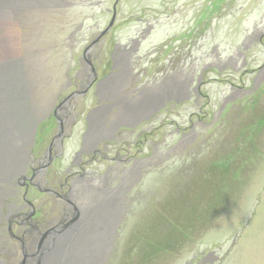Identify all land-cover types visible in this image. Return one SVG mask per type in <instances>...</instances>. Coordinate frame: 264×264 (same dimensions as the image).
Here are the masks:
<instances>
[{"label":"rangeland","instance_id":"rangeland-1","mask_svg":"<svg viewBox=\"0 0 264 264\" xmlns=\"http://www.w3.org/2000/svg\"><path fill=\"white\" fill-rule=\"evenodd\" d=\"M211 1L120 0L116 29L100 41L106 37L104 43L107 45L113 42L112 37L120 38L121 41L128 36L134 37L139 24L137 18L147 19L146 13L157 12L161 23L152 38H155L154 43H158V37H165L166 40L164 44L155 45L156 48H165L172 41L168 50H173L179 47L178 40L182 38V69L187 71L190 67H195L197 76L201 68L206 70L204 65L207 63L224 65L225 59L217 60L216 63L218 52L237 57L236 49L246 41L245 37L253 30L256 20L257 26L262 27L260 32L264 31V2L222 1L217 5L215 13L210 12L206 16ZM114 2L115 0H11L9 5L0 7V66H6L8 60L9 65L15 66L20 81L24 84L26 113L33 119L30 128L32 140L19 150L22 159H27V151L36 157L43 151L41 145L47 140L48 127L40 123L55 109L58 97L71 91L68 84L77 73L79 59L90 41L96 39L108 26L112 13L106 12L105 8H112ZM251 10L254 12L248 15V21H244L242 17H246ZM177 33H181V36ZM150 41L145 48L149 47ZM224 48H227L226 52H223ZM248 59L250 62L246 67L249 71H245L246 73L232 68L223 71L217 68L207 70L204 80H209L210 84L203 90L209 94V99H200L199 105L193 104V101L182 104V111L187 115L195 111L204 115L208 108L217 114L213 121L211 116L205 118L204 121L212 122L199 128L201 135L195 142L182 147L181 161H156L154 167L148 169L151 170L149 173L143 172L144 176L138 184L135 178H129L119 186L117 183L111 184V189H117L112 198V208L103 207L104 204L98 201V209L104 208L111 220V227L107 239L103 238L105 241L94 240V246L105 244L100 250L102 254L99 256L98 251V256L92 257L94 264H198L201 261L200 253L208 256L203 264H264V82L252 90L255 91L253 94L247 92L238 101L234 98L233 101H237L234 110L230 105L226 109L224 103L232 95L231 84H234V91L238 87L248 88L251 80L257 77V71H251L264 62V38L251 48ZM258 79L264 81L263 76ZM252 98L253 103L240 111V107ZM193 120L197 121V117L194 116ZM188 124L182 119V127ZM159 137L160 135L154 136L156 141ZM72 151L73 148L66 150L64 159L58 163L49 162L51 182L56 178L63 179ZM155 151L158 156L161 155L159 148L156 147ZM32 164L28 161L26 165L27 177L33 176ZM23 168L24 164L21 170ZM106 168L107 164L102 165L100 171H105ZM210 171L220 177H232L230 184L224 183L218 190L222 199L215 197L214 207L217 211L214 214L196 209L203 196L201 193H192L194 187L188 188L186 194L182 193V202L190 200L186 207L187 210H192L182 220V227L174 225V220L177 223L180 220L179 198L171 201L170 208L168 204L164 206L170 209L171 216L152 207L151 194L155 193V197L160 193L163 195L165 184L174 186L179 182L178 179L170 181L175 173L182 180L183 192L185 184L187 187L196 185L199 177L209 175ZM6 172L7 170L5 174ZM19 174L13 176L12 183L0 182L2 192L6 189L4 184L12 187V190L7 189L3 193L0 209V245L10 255L4 252L0 253V257H4L6 264H38L40 248V254H46L40 264H47L43 263L46 258L51 261L57 258L52 252L56 239L47 236L39 245L37 236L28 238L30 247L27 249L31 251L32 257L29 263L25 261L29 257L26 249L21 247L23 243L13 238L9 231V219L16 213L15 207L10 205L16 204V209L23 207V212L28 213L31 211L28 204L30 201L36 209L33 219L42 223V230L53 226L52 223L59 217L60 208L53 197L36 187L34 181L30 182ZM152 175L156 179L155 186L153 184L155 189L148 195L147 186H151L148 182H151ZM131 181H135V186L127 191V183ZM157 204L156 198L154 206ZM245 208L249 211H244ZM111 209L116 211L115 215L111 214ZM199 211H203L201 213L205 216L201 225H197V221L202 216L195 213L199 214ZM184 215L185 212H182L183 218ZM171 217L174 218L173 221ZM75 227L77 226L73 225L68 231H64L60 244L64 245L68 232H72L70 230ZM28 228L31 226L24 222L13 227L12 231L21 236L22 230ZM86 230L89 233L91 231L89 227ZM54 232L56 231L51 229L47 233ZM55 235L58 237L59 234ZM89 235H84L86 237L83 236L77 243H81ZM65 257L67 261L72 258L75 263L84 260L87 262L86 256L75 257L66 253Z\"/></svg>","mask_w":264,"mask_h":264},{"label":"flooded vegetation","instance_id":"flooded-vegetation-1","mask_svg":"<svg viewBox=\"0 0 264 264\" xmlns=\"http://www.w3.org/2000/svg\"><path fill=\"white\" fill-rule=\"evenodd\" d=\"M222 1L229 0H212L205 15L209 16L210 12L215 13L217 5ZM259 2H264V0H259ZM119 3L120 0H115L112 8H105L106 12L112 13L110 22L115 15L113 26L105 36L110 35L116 29ZM240 7L244 9L243 5ZM252 12L254 11L251 10L246 17H242L244 21H248V15ZM146 15L147 19L137 18L139 24L134 32V37L128 36L122 41L120 38L112 37L114 38L113 42L107 45L104 43L105 37L104 40H99L89 48L94 40L92 39L85 47L79 59L77 73L68 84L69 89L72 88L71 91L61 98L58 97L59 102L55 104V109L40 123V125L44 124L48 127L47 140L41 145L43 151L37 157L27 151V159L25 157L22 159L24 168L28 161L33 163V176H26L28 166L23 168V171L19 170L15 173L19 174L22 171L20 173L22 178L29 179L30 182L34 181L36 187L53 197L57 207L60 208L59 217L52 223L53 226H49L48 230H42L40 226L42 223L33 219L36 209L30 201L28 204L31 211L28 213L23 212V207L16 209V204L10 205L12 208L15 207L16 213L14 216L12 215L13 219H11L12 216L9 219V231L13 238L23 243L21 247L28 253L29 258L25 260L28 263L32 257L31 251L27 249L30 247L27 243L28 238L37 236L38 244L41 245L47 236L49 238L55 233L62 236L64 231H68L71 226L81 225V222L89 214L95 216L98 213L106 212L103 208L105 206L114 207L112 198L117 189H111V184L117 183L119 186L129 178H135L138 184L144 176L143 172L149 173L151 170L148 171V169L154 167L156 161H164V159L165 162L172 161L173 163L176 160L181 161L182 147L195 142L201 135L199 128L209 125L217 114L208 108L204 111L206 113L204 115H200L196 111L187 115L182 111V104L193 101V104L199 105L200 99H204V97L209 99V94L203 90L210 84L209 80H204L207 70L217 68L223 71L232 68L234 71L248 72L249 69L246 67L250 62L248 52L253 46L261 43L264 38V31L260 32L262 27L257 26L256 20L253 30L245 37L246 41L236 49L237 57L234 54L223 55L224 53L218 52L216 63L217 60L225 59L224 65L207 63L204 65L206 70L201 68L196 76L197 68L190 67L187 71L182 69V38L178 40L179 47L173 50H168L172 41L168 43L167 47L157 49L155 45L164 44L166 40L165 37H158L156 38L158 43H154L155 38H152L157 27H160V15L154 11L148 12ZM167 34L170 33L167 32ZM149 41V47L145 48ZM213 48L217 49V47ZM223 50L226 52L227 48ZM144 64L146 65L144 66ZM251 72H256L255 76L257 77L251 80L250 87H238L236 92L234 84H231L232 95L224 100L226 109L230 105V108L234 110L237 101L244 98V94L247 92L253 94L255 91L252 90L264 82L258 79L259 76L264 78V62ZM234 98L237 99L236 102L233 101ZM253 101V98L247 100L246 105L240 107V111L243 107L244 109L246 106L249 107ZM262 109H260L261 112H263ZM194 116L197 117V121L193 120ZM208 116H211L212 121H204ZM182 119L189 124L182 127ZM159 135L160 137L156 141L154 136ZM36 146H38L37 143ZM156 147L161 151L160 156L156 154ZM70 148H73L74 151L69 156V165L63 172V179L62 177L56 178L51 182L49 180L50 164L58 163L64 159L66 150H70ZM49 162L51 163L49 164ZM106 164V170L100 171L101 166ZM14 175L9 180L2 182L9 184ZM154 177L152 175L151 182H148L151 185L147 186L148 195L155 189L153 187L156 180ZM179 177L176 173L171 176L170 181L175 179L179 181L174 186L164 183L163 195L160 193L155 197V193L151 194L153 196L151 198L153 199L152 207L164 214L167 212V216H171L169 209L171 201L180 199L179 223L171 217V220L175 222L174 225L177 224L179 227H182V220H185L189 216V212L192 211L191 209L187 210L188 207H186L190 200L186 201L185 199L182 202V193L186 194L188 188L194 187L195 190L192 193H201L203 196L197 203L196 209L214 214L217 211L214 207L215 197L222 199L218 190L223 187L224 183L232 182V177L221 176V178L210 171L209 175L200 176L196 185L187 187L185 184V190L182 192V180ZM166 179L168 181L167 177ZM135 181L127 183L129 185L126 188L127 191L135 186ZM117 186L114 187L117 188ZM4 187H6V189L4 188L6 192L7 189L12 190L9 185L4 184ZM4 192L0 191V209ZM156 198L158 204L154 206ZM98 201L104 204L100 209H98ZM167 204L169 208L164 207ZM114 211L111 209V214L115 215L116 211ZM182 212H185L184 218ZM197 212H195L197 215L202 216V219L197 221V225H201L205 218L204 212L199 211V214ZM1 221H3V216ZM24 222L28 223L31 228L22 230V237L17 236L13 233L12 228ZM51 229L56 232L48 234L47 232ZM53 237H57V235ZM1 247L3 246L0 245V253H10ZM38 250V255H40V249ZM200 255L201 261L198 264H203L208 256L204 253H200ZM209 255L211 256L212 253ZM3 258V256L0 257V263L6 264Z\"/></svg>","mask_w":264,"mask_h":264},{"label":"bare ground","instance_id":"bare-ground-1","mask_svg":"<svg viewBox=\"0 0 264 264\" xmlns=\"http://www.w3.org/2000/svg\"><path fill=\"white\" fill-rule=\"evenodd\" d=\"M11 0H0V7L9 5ZM6 62V61H4ZM3 62V63H4ZM27 102L25 99L24 84L20 81V76L15 66H0V181L9 180L12 175L21 170L22 157L19 155L21 147L28 145L32 140V132L30 131L33 119L26 113ZM7 170L6 174L5 171ZM11 173V174H10ZM113 217V216H112ZM94 224V226L92 225ZM85 225V226H83ZM90 228V233L87 228ZM111 227V220L106 212L98 213L95 216L89 214L88 217L81 222V225L73 228L72 232H68L65 237L64 245L60 244L62 236L54 237L55 247L52 252L56 255V260L46 258L47 264H94L92 257L102 254L100 251L105 244L102 243L94 246V240L105 241L107 239ZM94 233V234H93ZM90 234L87 238H83L81 243H77L84 235ZM52 234L49 238H52ZM86 237V236H84ZM63 241V240H62ZM60 246V247H59ZM40 249V248H39ZM66 253L75 257L86 256V261L79 263L73 262L72 258L67 261ZM54 254L52 255L54 257ZM38 264L41 259L46 257L45 252L38 255ZM60 257V258H59ZM72 257V256H71ZM87 257L91 259H87ZM78 262V260H75ZM42 263V262H41Z\"/></svg>","mask_w":264,"mask_h":264},{"label":"water","instance_id":"water-1","mask_svg":"<svg viewBox=\"0 0 264 264\" xmlns=\"http://www.w3.org/2000/svg\"><path fill=\"white\" fill-rule=\"evenodd\" d=\"M117 1H118V0H117ZM114 19H115V15H114L112 21L110 22V24L108 25V27H106V29H104L102 32H100V33L98 34L97 38L94 39V41L91 43V45H90L89 48H91L93 45H95L96 43H98L99 40H100L102 37H104V36H105V35L111 30V28H112V26H113V23H114Z\"/></svg>","mask_w":264,"mask_h":264},{"label":"clouds","instance_id":"clouds-1","mask_svg":"<svg viewBox=\"0 0 264 264\" xmlns=\"http://www.w3.org/2000/svg\"><path fill=\"white\" fill-rule=\"evenodd\" d=\"M244 211H249V209H247V208H245V209H243Z\"/></svg>","mask_w":264,"mask_h":264}]
</instances>
